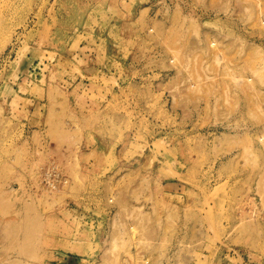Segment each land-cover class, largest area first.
<instances>
[{
	"label": "rangeland",
	"instance_id": "374dc122",
	"mask_svg": "<svg viewBox=\"0 0 264 264\" xmlns=\"http://www.w3.org/2000/svg\"><path fill=\"white\" fill-rule=\"evenodd\" d=\"M0 264H264V0H0Z\"/></svg>",
	"mask_w": 264,
	"mask_h": 264
},
{
	"label": "built area",
	"instance_id": "2783aa9c",
	"mask_svg": "<svg viewBox=\"0 0 264 264\" xmlns=\"http://www.w3.org/2000/svg\"><path fill=\"white\" fill-rule=\"evenodd\" d=\"M56 168L55 166L51 167L44 173V179L47 181L48 187L52 189L57 188L60 184V174Z\"/></svg>",
	"mask_w": 264,
	"mask_h": 264
}]
</instances>
